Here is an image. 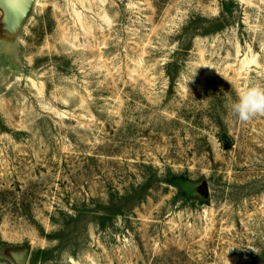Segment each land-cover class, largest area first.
I'll return each mask as SVG.
<instances>
[{"label":"rangeland","instance_id":"rangeland-1","mask_svg":"<svg viewBox=\"0 0 264 264\" xmlns=\"http://www.w3.org/2000/svg\"><path fill=\"white\" fill-rule=\"evenodd\" d=\"M264 0H0V264H264Z\"/></svg>","mask_w":264,"mask_h":264},{"label":"clouds","instance_id":"clouds-1","mask_svg":"<svg viewBox=\"0 0 264 264\" xmlns=\"http://www.w3.org/2000/svg\"><path fill=\"white\" fill-rule=\"evenodd\" d=\"M228 109L240 122H247L258 114H264V85L250 82L234 100H230Z\"/></svg>","mask_w":264,"mask_h":264},{"label":"water","instance_id":"water-1","mask_svg":"<svg viewBox=\"0 0 264 264\" xmlns=\"http://www.w3.org/2000/svg\"><path fill=\"white\" fill-rule=\"evenodd\" d=\"M31 0H1L3 10L10 15H19L29 5ZM28 249L24 250L17 259L23 264L28 255Z\"/></svg>","mask_w":264,"mask_h":264},{"label":"bare ground","instance_id":"bare-ground-1","mask_svg":"<svg viewBox=\"0 0 264 264\" xmlns=\"http://www.w3.org/2000/svg\"><path fill=\"white\" fill-rule=\"evenodd\" d=\"M37 1V0H36Z\"/></svg>","mask_w":264,"mask_h":264}]
</instances>
